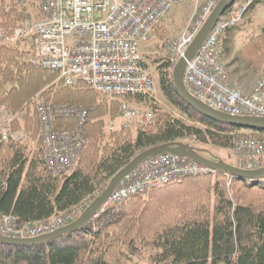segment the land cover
Listing matches in <instances>:
<instances>
[{"label":"trees","instance_id":"trees-1","mask_svg":"<svg viewBox=\"0 0 264 264\" xmlns=\"http://www.w3.org/2000/svg\"><path fill=\"white\" fill-rule=\"evenodd\" d=\"M243 1L236 0L225 14ZM261 3L252 0L245 14ZM28 17L19 0H0L3 35L12 36ZM239 22L226 33L239 29ZM161 36H166L163 30ZM238 58L259 69L264 65V27L249 37ZM153 62L162 92L191 121L164 111L154 97H127L149 107L154 121L138 124L135 133L132 127L112 131L108 117L119 113L121 99L101 95L81 80L66 84L59 73L33 63L29 51L0 36V104L23 113V124L19 117L13 124L36 142L0 141V216L12 214L20 224L48 221L94 198L133 157L161 143L174 145L190 137L199 145L234 147L244 128L197 111L177 91L169 57ZM38 93L51 102L90 107L86 143L75 166L63 175L46 165L33 109ZM75 121L59 119L58 126L72 128ZM250 130L264 139V130ZM192 146L207 156L215 154ZM230 177L228 184L221 171L186 176L152 189L148 197L137 194L114 203L75 231L36 243L0 242V264H129L134 256L151 264H264V179Z\"/></svg>","mask_w":264,"mask_h":264},{"label":"built area","instance_id":"built-area-1","mask_svg":"<svg viewBox=\"0 0 264 264\" xmlns=\"http://www.w3.org/2000/svg\"><path fill=\"white\" fill-rule=\"evenodd\" d=\"M24 1L35 2L39 16L36 19L28 17L29 21L18 26L12 36L3 35L0 31L5 41L31 40L33 63L59 73L66 84L81 80L101 95L121 99L117 117L121 128L132 127L134 119L138 124L153 123L154 114L149 107H140L127 99L154 97L156 94L153 74L145 66L140 48L150 40L158 24L174 6L186 0ZM194 1L197 12L192 31L170 45L169 60L173 67L185 56L220 0ZM251 3L252 0H244L222 16L196 55L188 61L184 85L193 97L215 110L238 116L264 117V73L255 87L245 92L231 81L220 59L223 35L228 27L243 18ZM35 110L39 121L38 136L48 169L55 175L70 172L86 143L85 124L89 107L40 100L35 104ZM9 112L6 106L0 105V122L7 123L0 130V141H19L24 134L12 130ZM70 118L76 120L72 128L58 126L59 119ZM116 124V121L111 122L109 130H115ZM233 151L240 161L235 166L249 170L264 168V139L238 133ZM217 171L171 152L155 154L124 176L98 213L114 203L148 193L171 181ZM227 175L230 183V174ZM94 198L41 223L20 224L12 214L0 216V234L27 238L52 232L74 222Z\"/></svg>","mask_w":264,"mask_h":264},{"label":"rangeland","instance_id":"rangeland-1","mask_svg":"<svg viewBox=\"0 0 264 264\" xmlns=\"http://www.w3.org/2000/svg\"><path fill=\"white\" fill-rule=\"evenodd\" d=\"M23 1L24 0H19L20 4L27 6L29 11V18L30 19L38 18L39 11L37 8V4L33 1H27V2L26 1L23 2ZM196 8H197L196 2L194 0H186L184 2L175 5L174 8L171 10V12L168 14V16L165 17L159 23L158 27L156 28L150 40L144 42L140 48L141 54L144 56V60L148 63V67L150 68L155 80L156 94L154 95L155 97L154 99L164 111L172 114V116L174 117H179L185 120L187 119V117L184 116L179 111V109L166 98V96L162 92L158 80L157 65L153 61L154 59H158V58H168L171 55V50H170L171 43L178 41L185 34H188L190 31H192L195 15L197 12ZM28 21L29 20L24 21L18 26L26 24ZM263 27H264V3H261L253 11L243 16V18L239 22V29H237L235 32L231 33L230 35L226 33L225 35H223L221 39L220 59L225 64V68L229 72L231 81L237 83L240 89H242L245 92H250L258 83L259 79L262 77L264 73V65H262L260 69L253 67L252 65H249L245 60L238 58V55L240 50L244 48L245 44L248 42L249 37L253 34H259L262 31ZM162 30L164 31V35H166L164 37L161 36ZM227 36L229 37L228 43H226ZM5 42L14 47L29 51L30 56L34 53L32 41L29 39L19 40L18 42L6 40ZM244 83L253 85V88L251 90H246L245 89L246 86L243 85ZM40 100L45 102H51L45 100V98L38 93V95L34 98L33 109L35 107V104ZM134 104H138L140 107L141 106L145 107V105L142 103H134ZM0 105L6 106L5 104H0ZM7 109L9 108L7 107ZM22 115L23 113H15V114L11 112L8 113V118L11 119L12 130L19 132L22 135L24 134L23 138L19 141L25 140L29 143V145H35L36 143L35 140L29 138V135L24 128L15 127L13 124L16 117H19V119L22 121L23 124ZM117 117H118V113L108 117L107 128L109 127L111 122L116 121L117 124L115 130L121 129ZM187 120L191 121L189 119ZM6 125L7 123L1 121L0 130L6 127ZM132 125H133L132 126L133 132L135 133L136 128L138 126V121L136 119L132 120ZM239 133L243 135H249V134L254 135L250 129H245V128L242 129ZM180 141L184 143H188L190 145L205 147L212 150L215 154H213L212 156H208L210 158L217 159V157H221L223 160L233 165H236L240 162L238 161V158L234 155L233 148L226 149V148H218L215 147L214 145H199V143L195 142L190 137L182 138L178 142ZM151 191L152 190H150L148 193H143L142 195L144 197H148L152 193ZM129 264H151V263L139 256H134L132 260H130ZM221 264H226V263H221Z\"/></svg>","mask_w":264,"mask_h":264},{"label":"water","instance_id":"water-1","mask_svg":"<svg viewBox=\"0 0 264 264\" xmlns=\"http://www.w3.org/2000/svg\"><path fill=\"white\" fill-rule=\"evenodd\" d=\"M236 0H220L213 12L210 14L208 19L203 24L202 28L189 45L185 56L175 65L173 71L174 84L180 95L197 111L218 119L220 121L227 122L232 125H236L245 129H259L264 130V117H253V116H238L232 115L226 112L215 110L212 107L204 104L199 99L193 97L186 89L184 85V73L189 60H191L199 50L202 43L205 41L209 33L216 26L218 21L224 16L225 12L231 7ZM162 152H171L181 157H188L197 162L206 164L218 171L225 172L232 176H239L248 179H261L264 178V168L261 169H243L237 167L220 158H210L203 153V150L196 148L188 143L177 142L176 144L161 143L155 146H151L144 149L132 160L120 169L109 181L108 185L103 189L100 194L93 199L90 205L82 212V214L72 223H69L63 227H60L52 232H48L35 237L17 238L9 237L0 234V242L20 244V243H36L46 239H52L64 232L75 231L78 228L86 224L87 221L92 219L103 204L110 198L114 190L117 188L120 181L136 168L143 160Z\"/></svg>","mask_w":264,"mask_h":264},{"label":"crops","instance_id":"crops-1","mask_svg":"<svg viewBox=\"0 0 264 264\" xmlns=\"http://www.w3.org/2000/svg\"><path fill=\"white\" fill-rule=\"evenodd\" d=\"M243 85L246 86V88H245L246 90H251L253 88V85H249V84H246V83H244Z\"/></svg>","mask_w":264,"mask_h":264}]
</instances>
